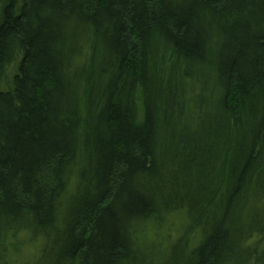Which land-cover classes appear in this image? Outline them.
Instances as JSON below:
<instances>
[{
  "label": "trees",
  "instance_id": "16d2710c",
  "mask_svg": "<svg viewBox=\"0 0 264 264\" xmlns=\"http://www.w3.org/2000/svg\"><path fill=\"white\" fill-rule=\"evenodd\" d=\"M177 212L164 264H264V0H0V264H148Z\"/></svg>",
  "mask_w": 264,
  "mask_h": 264
},
{
  "label": "rangeland",
  "instance_id": "374dc122",
  "mask_svg": "<svg viewBox=\"0 0 264 264\" xmlns=\"http://www.w3.org/2000/svg\"><path fill=\"white\" fill-rule=\"evenodd\" d=\"M258 204V203H257ZM185 213L177 212L166 217L163 225L157 227L155 223L143 226V233L138 238L137 246L145 253L148 264H164L168 258L170 248L177 242L187 224ZM250 250L256 251V259L264 254V240L259 234H252L246 242ZM25 248L19 255L9 258L10 264H35L40 245L35 243ZM251 264L255 262L251 261Z\"/></svg>",
  "mask_w": 264,
  "mask_h": 264
}]
</instances>
